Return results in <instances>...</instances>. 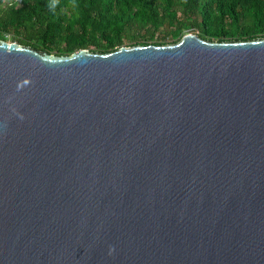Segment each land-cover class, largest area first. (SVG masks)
I'll return each mask as SVG.
<instances>
[{
  "label": "water",
  "instance_id": "1",
  "mask_svg": "<svg viewBox=\"0 0 264 264\" xmlns=\"http://www.w3.org/2000/svg\"><path fill=\"white\" fill-rule=\"evenodd\" d=\"M0 264H264V38L0 40Z\"/></svg>",
  "mask_w": 264,
  "mask_h": 264
},
{
  "label": "trees",
  "instance_id": "2",
  "mask_svg": "<svg viewBox=\"0 0 264 264\" xmlns=\"http://www.w3.org/2000/svg\"><path fill=\"white\" fill-rule=\"evenodd\" d=\"M187 32L262 39L264 0H0V40L55 56L173 44Z\"/></svg>",
  "mask_w": 264,
  "mask_h": 264
},
{
  "label": "rangeland",
  "instance_id": "3",
  "mask_svg": "<svg viewBox=\"0 0 264 264\" xmlns=\"http://www.w3.org/2000/svg\"><path fill=\"white\" fill-rule=\"evenodd\" d=\"M8 42H11V41H8Z\"/></svg>",
  "mask_w": 264,
  "mask_h": 264
}]
</instances>
